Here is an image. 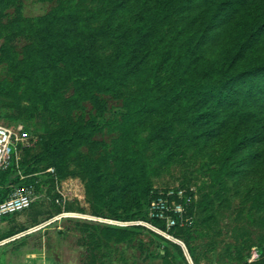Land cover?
<instances>
[{
	"label": "rangeland",
	"instance_id": "rangeland-1",
	"mask_svg": "<svg viewBox=\"0 0 264 264\" xmlns=\"http://www.w3.org/2000/svg\"><path fill=\"white\" fill-rule=\"evenodd\" d=\"M217 1H208L202 18ZM132 2L134 9L143 4ZM55 4L0 0V124L31 132L13 158L12 179H18L9 189L32 184L38 196L30 208L0 220V264H264V115L242 102L232 110L210 105L216 119L144 116L139 178L116 156H106L103 142L112 143L115 131L81 136L80 145L71 140L77 128L87 129V120H109L124 102L109 95L105 105L76 100L78 89L62 85L65 74L38 51L39 35L29 19ZM232 13L238 20L230 26L234 30L222 28L224 42L231 44L240 35V20L264 15V0H244ZM20 14L29 19L18 20ZM224 17L223 24L229 20ZM202 29L185 27L192 45ZM84 36L79 39L87 46ZM93 45L95 60L105 62L118 42L98 37ZM54 90L59 94L51 97ZM59 137L71 140L67 165L78 175L60 177L54 160L42 155L46 142ZM87 159L94 166L85 173ZM139 180L152 198L141 195ZM160 194L184 207L178 225L162 229L170 237L147 225L149 202Z\"/></svg>",
	"mask_w": 264,
	"mask_h": 264
},
{
	"label": "trees",
	"instance_id": "trees-1",
	"mask_svg": "<svg viewBox=\"0 0 264 264\" xmlns=\"http://www.w3.org/2000/svg\"><path fill=\"white\" fill-rule=\"evenodd\" d=\"M39 1L56 4L44 15L29 19L20 14L18 20L29 19L35 24L38 51L45 53L55 71L65 74L62 85L78 89L76 100L105 105V95H109L124 102L109 120L100 115L87 120V129L77 128L71 140L80 145L81 136L91 138L105 129L115 131L113 144L103 142L106 156H116L139 178L144 156L138 128L144 116L167 113L183 114L188 120L215 118L216 109L210 105L232 110L242 102L264 115V15L240 20L242 27L236 26L238 39L233 44L224 42V33L234 30L230 26L238 21L232 12L239 10L244 0H218L203 18L209 0H138L143 4L150 1V5L135 9L132 0ZM224 16H229L225 24L221 21ZM197 24L203 29L192 45L185 27ZM223 26L227 28L222 33ZM80 34H85L89 45H83ZM98 37L118 42L113 56L105 62L94 57L93 44ZM199 52L211 56L201 58ZM132 87L136 90L130 91ZM58 94V90L49 92L51 97ZM71 140L59 137L48 141L42 153L54 160L62 178L80 173L67 165ZM89 161L85 160V173L94 166ZM14 167L12 161L0 171V201L8 197L12 192L9 188L17 182L18 177L12 179ZM138 184L144 198L153 197L143 181ZM149 220L166 228L163 220Z\"/></svg>",
	"mask_w": 264,
	"mask_h": 264
},
{
	"label": "built area",
	"instance_id": "built-area-1",
	"mask_svg": "<svg viewBox=\"0 0 264 264\" xmlns=\"http://www.w3.org/2000/svg\"><path fill=\"white\" fill-rule=\"evenodd\" d=\"M28 138H30L28 131L16 132L14 129L0 124V171L9 167L17 153L19 144ZM37 198L35 186L32 184L14 188L6 199L0 201V220L26 210ZM183 212L184 207L181 204L171 205L169 199L162 194L151 200L149 204V217L165 221L167 230L178 225V217ZM147 225L154 231L170 237L167 231L162 230L152 222H147ZM19 236L21 235H17V237Z\"/></svg>",
	"mask_w": 264,
	"mask_h": 264
},
{
	"label": "crops",
	"instance_id": "crops-1",
	"mask_svg": "<svg viewBox=\"0 0 264 264\" xmlns=\"http://www.w3.org/2000/svg\"><path fill=\"white\" fill-rule=\"evenodd\" d=\"M30 263H32V262L30 261Z\"/></svg>",
	"mask_w": 264,
	"mask_h": 264
}]
</instances>
